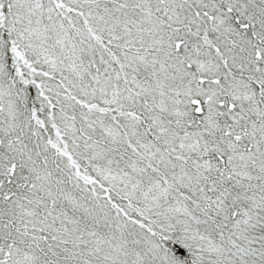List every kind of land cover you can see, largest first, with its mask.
Here are the masks:
<instances>
[{"label": "snow or ice", "instance_id": "1", "mask_svg": "<svg viewBox=\"0 0 264 264\" xmlns=\"http://www.w3.org/2000/svg\"><path fill=\"white\" fill-rule=\"evenodd\" d=\"M0 264H264V0H0Z\"/></svg>", "mask_w": 264, "mask_h": 264}]
</instances>
